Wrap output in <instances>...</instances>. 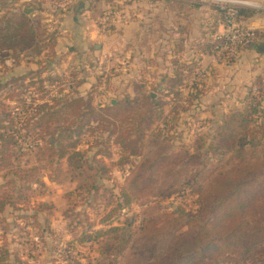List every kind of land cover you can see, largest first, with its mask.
Returning a JSON list of instances; mask_svg holds the SVG:
<instances>
[{"label": "rangeland", "instance_id": "rangeland-1", "mask_svg": "<svg viewBox=\"0 0 264 264\" xmlns=\"http://www.w3.org/2000/svg\"><path fill=\"white\" fill-rule=\"evenodd\" d=\"M131 1L137 0H111L109 5L97 1L92 5L91 13L97 29L104 26L103 32H99L102 36H108V50L102 55L93 48L86 52L80 49L74 51L73 44L72 48H64L66 42L59 40L56 0H0V28L4 26V19L10 12L14 11L12 17H15L27 9L30 25L35 31L34 42L27 46L14 45L13 40L5 41L0 38V112L15 113L18 121H21L22 100L26 104V115H31L33 109L28 104H39L42 100L55 104L60 96L72 92L91 94V102L96 109L114 104L125 97L149 95L156 100L159 115L148 111L139 99L135 106L137 108L122 112L116 118L107 117L111 122L114 120L120 128L134 124L143 131L144 155L154 153L158 157L157 152L158 155L170 157L161 172H156L161 177L156 188L159 192L153 194L150 189H146L136 195L130 194L129 204L119 208V194L124 188V177L130 165L117 163L116 144L108 141L110 158L104 160L105 171L100 172L98 166L89 161L84 169L74 170L68 166L66 158L54 159L52 162L47 156L38 159L37 148L31 146L37 135L30 133L31 136L23 144L26 147L24 154H20L17 160L11 159L13 167L18 171L17 175L8 172V166L0 168V193L14 194L17 191L16 195H19L14 206H7L5 212L0 214V219L3 218L0 220V242L5 237L9 248L17 252L24 264H74L73 261H78L79 264H123L125 256L133 261L136 259L134 255L143 251L134 236L144 208L155 205L159 212L173 213L180 218L182 230L205 224L210 219L209 205L217 201L223 189L227 192L231 187L223 186L222 183H217L213 188L207 187L209 179L218 170L231 174L232 168L244 161L245 153L246 158L253 159L257 155H263V150L256 145L248 153L247 148L241 153L237 152L238 135L227 141L225 135L231 130L237 131L239 127L237 119L225 128L223 137L218 139L214 131L217 125L223 123L224 117L237 113L247 105L248 92L254 93L256 101L264 108V98L258 97L257 91H254V88L260 87L264 92L262 78L255 76L251 84L245 87V94L240 93V87L238 90L235 88V95L230 98L226 93L221 94L219 99L204 95L200 97L199 105L197 103L198 110L192 106L186 110L180 109L188 107L195 89L205 91L210 80L223 73L221 70L217 72L218 65H233L245 49L227 63L210 60L211 48L206 53L203 52L206 54L205 60L191 62V72L188 75L184 71L183 83L177 88L178 96H168L166 89L170 82L165 80L187 64L180 57H175L167 63L170 67L173 65L170 71L166 69V63H162L159 69L149 67L146 64L147 58H144L145 64L138 66L132 29L127 31L126 40H122L120 35L123 30L120 26L131 23L137 10ZM191 1L193 5L216 8L220 13L222 30L221 12L215 4L207 0ZM240 1L258 4L259 7L243 5L242 8L261 13L262 4L259 1ZM182 2L185 1L177 0V3ZM126 5L130 7L124 16ZM177 10L179 11L173 10L174 19L180 17L176 14ZM249 21V16L240 15L243 26H252L248 25ZM243 74L244 69L241 71V75ZM154 76L160 82L153 80ZM51 97H54V101ZM261 114L264 115V111ZM150 115H153L151 122ZM166 119L168 126H173L167 132L169 138L160 139L158 147L149 145L147 139L152 129L163 128ZM90 122L91 125L96 123L94 120ZM53 125L51 123L50 127ZM248 126L251 127V123ZM93 130L77 140L79 143L76 149L80 153L87 152V157L97 148L100 137L107 136V132ZM112 138L111 136L110 139ZM224 138L226 143L220 147L218 144ZM216 145L219 148H214ZM184 151L192 157L183 156L175 161L171 160L172 154ZM131 218L133 231L125 247L119 252L114 250L119 244V238L110 240V245L106 244L109 239L107 236L96 239L95 230L125 225V220ZM261 223L264 224L263 221ZM149 233L153 234L152 231ZM87 236H90L88 241ZM153 243L155 242H152L151 247L155 248ZM106 249L113 250L108 254ZM145 249L148 251L149 247L145 246ZM228 260L229 256L220 255L204 264H230ZM263 260L264 251L254 252L240 257V263L237 264H259Z\"/></svg>", "mask_w": 264, "mask_h": 264}, {"label": "trees", "instance_id": "trees-1", "mask_svg": "<svg viewBox=\"0 0 264 264\" xmlns=\"http://www.w3.org/2000/svg\"><path fill=\"white\" fill-rule=\"evenodd\" d=\"M101 1L111 2V0ZM247 13L249 14L246 9L240 8V15L248 16ZM12 14L14 11L4 19L3 32L0 28V38L5 41L13 40L14 45H30L34 42L35 31L30 25L27 9L15 17H12ZM255 33L258 40L252 46L258 53L264 54V31L256 30ZM180 70L165 80V82H170L166 89L168 96H178L177 88L183 83L184 71L187 72V75L189 71L191 72L188 65ZM255 91H257L258 97L264 98L262 88L258 87ZM201 93L202 90L195 89V93L191 94L188 107L180 109L186 110L197 104ZM53 98L50 99L54 101ZM139 99L143 101L148 111H154L156 115H159V106L155 102L156 100L151 99L149 95L125 97L117 100L114 104L96 109L91 102V94L82 95L72 92L60 96L59 101L55 104H50L46 100H42L39 104H28L27 106L33 109L31 115H26V104L21 99L20 108L21 114H23L21 121H18L19 118H16L15 113L13 115L10 111L0 112V168L8 166L10 167L8 172L17 175L18 171L13 167L14 163L11 159L17 160L20 154H24L25 139L31 136L30 133H33L37 135L36 140L38 141H32L34 145L31 146L37 148L38 159L47 156L46 158L52 162L54 159L66 158L68 166L74 170L84 169L89 161L95 163L98 170L103 172L106 169L104 160L110 158L107 146L108 141L111 140L118 147L117 163L130 165L124 177V188L119 194L121 199V202L118 203L119 208L129 204L130 194L136 195L146 189H150L153 194H156L159 192L156 191V188L161 178L156 172H161L170 157L158 155L157 152L158 157H155L154 153L144 155L142 151L145 144L143 131L134 124L120 128L114 123V120L111 122L107 117L116 118L122 112H129L137 108L135 106ZM135 101L137 102L135 103ZM260 107L255 94L248 92L247 105L237 113L224 117L223 123L215 127L214 131L219 139L224 136L225 128L234 119H237L239 127H237V131L231 130L225 135L227 141L230 137L238 135L237 152L241 153L247 148L248 153L256 145L263 150V155H257L253 159V157L246 158L245 153L244 161L233 167L231 174L228 171L224 173L218 170V173L209 179L207 187L213 188L217 183H222L223 186L231 185L230 190L225 192L223 189L221 195H218L217 201L209 205L210 219L205 224L182 230L180 218L175 217L173 213L159 212L155 205L144 208L140 224L135 229L137 234L134 236V240L139 242L143 251L136 253L134 255L136 259L133 261L130 260V257L125 256L123 264H204L209 259L220 255L229 256L228 262L237 264L240 263V257L246 254L264 251V224L261 223V221L264 222V115L261 114L264 108ZM152 117L153 115H150L149 122ZM90 120H94L95 125H91ZM51 123L54 124L53 127H50ZM167 123L166 119L163 128L152 129V133L150 132L147 139L149 145L158 147L160 139L169 138L167 132H170L173 126H168ZM248 123H251L252 126H248ZM93 129H97V132H107V136L98 135V137L101 136V139L97 142V148L91 156L87 157V152L80 153L76 149L79 143L77 140L86 132H93ZM111 136L112 139H110ZM225 143L226 138L218 145L221 147ZM219 146L213 147L219 148ZM183 156L184 158L192 157L187 151H184L180 154H172L171 160L175 161V159H179L178 157ZM88 168L91 170V165ZM9 181L11 182V180ZM213 182L215 183L212 185ZM16 193L17 191L14 194L13 192L10 194L0 193V214L5 212L7 206H14V202L19 197ZM200 194L202 195V193ZM132 222L133 218L126 219L125 225L95 230L94 234L96 239L99 236H107L109 238L107 245L112 244L109 242L110 240L119 238V244L114 247V250L117 249L119 252L121 248L125 247L129 236H131ZM151 231L153 234L149 233ZM86 238V241L90 240V236ZM152 242H155L153 243L155 248L151 247ZM145 246L149 247L148 251ZM112 250L106 249L108 254ZM73 262L79 264L78 261ZM0 264H24L17 252L9 248L5 237L0 242ZM259 264H264V260Z\"/></svg>", "mask_w": 264, "mask_h": 264}, {"label": "crops", "instance_id": "crops-1", "mask_svg": "<svg viewBox=\"0 0 264 264\" xmlns=\"http://www.w3.org/2000/svg\"><path fill=\"white\" fill-rule=\"evenodd\" d=\"M183 1L185 2L182 4L177 3V0L131 1L137 10L131 23L124 26L121 23L120 28L123 30L120 35L122 40H126L127 31L132 29L133 40H136L135 53L138 57L136 59L138 66L141 63L145 64L144 58H147L149 63L146 64L149 67L159 69L162 63H166V69L171 71L173 65L170 67L167 63L175 57H180L179 59L189 67L191 62L205 60V53L210 50L214 35L221 30L220 13L211 6L193 5L191 0ZM254 1L262 4V11L258 13V11L246 9L250 19L248 25L264 31V0ZM96 2V0H56L55 15L60 30L59 40L66 42L64 48H72L73 44L74 51L80 49L86 52L93 48L102 55L108 50V36H102L103 34L99 32L91 13L92 5ZM175 6L177 8H174ZM128 7L130 5H126L123 10L124 16ZM174 9H179L176 14L180 16L175 19ZM243 69L244 74L241 75ZM218 70L223 73H219L220 76L210 80L206 90L202 91L198 98V105L200 97L204 95L211 99H219L221 94L226 93L230 98L235 95V88L238 90L240 87L242 92H238L244 93L245 87L251 84L255 76L262 78L264 86V54L258 53L254 46L245 48L239 60L233 65H218L217 72ZM241 76L243 77L240 78ZM155 78L158 77L154 76L153 80ZM155 81L160 82L158 79ZM195 107L199 109L197 104L192 105L193 109H196Z\"/></svg>", "mask_w": 264, "mask_h": 264}, {"label": "built area", "instance_id": "built-area-1", "mask_svg": "<svg viewBox=\"0 0 264 264\" xmlns=\"http://www.w3.org/2000/svg\"><path fill=\"white\" fill-rule=\"evenodd\" d=\"M215 4L221 12L223 28L213 38L211 46V60L227 63L234 60L238 53L257 42L255 29L240 23V8L243 5L252 6L251 2L240 0H207ZM104 26L99 31L103 32ZM256 89L254 88V91Z\"/></svg>", "mask_w": 264, "mask_h": 264}, {"label": "bare ground", "instance_id": "bare-ground-1", "mask_svg": "<svg viewBox=\"0 0 264 264\" xmlns=\"http://www.w3.org/2000/svg\"><path fill=\"white\" fill-rule=\"evenodd\" d=\"M251 4H252V6H256V7L258 6V4H254V3H251Z\"/></svg>", "mask_w": 264, "mask_h": 264}, {"label": "water", "instance_id": "water-1", "mask_svg": "<svg viewBox=\"0 0 264 264\" xmlns=\"http://www.w3.org/2000/svg\"><path fill=\"white\" fill-rule=\"evenodd\" d=\"M152 94H153V93H151V96H152ZM112 102H114V101H112Z\"/></svg>", "mask_w": 264, "mask_h": 264}]
</instances>
